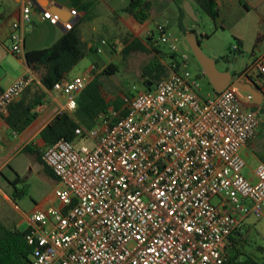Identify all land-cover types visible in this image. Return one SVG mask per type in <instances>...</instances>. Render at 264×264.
<instances>
[{"label":"built area","instance_id":"2783aa9c","mask_svg":"<svg viewBox=\"0 0 264 264\" xmlns=\"http://www.w3.org/2000/svg\"><path fill=\"white\" fill-rule=\"evenodd\" d=\"M35 5L21 0L22 22ZM69 15L41 9L42 19L65 30L74 26L76 10ZM20 20L11 23L9 39L11 52L21 56ZM156 30L176 54L165 26ZM188 61L186 52L171 58L167 75L125 99L127 113L117 121L99 114L89 129L76 128L77 136L85 133L83 142L60 138L42 150L59 206L25 216L31 264H230L223 254L228 237L249 216L264 215V162L252 181L240 153L260 119L235 77L202 96L200 71L188 70ZM251 70L264 74V51L245 73ZM35 80L29 72L2 89L0 114ZM87 81L76 75L54 83L65 96L63 110H75Z\"/></svg>","mask_w":264,"mask_h":264},{"label":"rangeland","instance_id":"374dc122","mask_svg":"<svg viewBox=\"0 0 264 264\" xmlns=\"http://www.w3.org/2000/svg\"><path fill=\"white\" fill-rule=\"evenodd\" d=\"M68 5H77L78 0H66ZM114 1V0H112ZM120 2L121 0H117ZM152 3V20L147 24V29L152 31L153 36L159 39L156 30L157 24L163 25L170 38L174 39L176 54L186 52L189 56L187 69L192 73L199 71V64L193 56L186 41L184 29H198L203 36L200 46L207 55L217 56V67L225 70L232 66L231 72L237 75L248 69L253 59L260 52L264 51V0H231L219 4V16L211 18L202 11H196L197 20L184 13L180 16V8L189 0H150ZM193 1V0H192ZM194 2L195 8L197 5ZM21 0H0V22L6 20L12 10L19 7ZM241 40L240 52L233 49L237 46V40ZM163 60L169 62L168 53L170 42L157 40ZM122 43L106 42L101 45V51H88L69 72L70 75H79L88 80L95 73L99 72L108 63L116 66L117 72L101 76L102 92L107 100L115 96L128 99L136 91L145 90L141 74L142 65L152 57L154 52L131 51L123 54ZM126 48V47H125ZM124 48V49H125ZM228 55L232 63L224 62L221 56ZM94 65V66H93ZM255 76V70L251 71ZM255 78V77H254ZM199 93L206 97L212 92L211 85L205 75L198 76ZM264 114L259 113V116ZM257 140L263 147L260 149V157L264 161V125L258 128ZM80 140L77 143H81ZM38 152L42 153L45 148L42 145L34 144ZM243 168V174L247 175L248 165L252 164L251 159ZM54 177L47 174L39 163L36 154L29 151H22L16 154L10 161L9 166L3 170L0 176V220L5 225L14 223L19 229H24L27 224L23 220L24 214L33 212L35 209L45 210L50 206H58L59 201L55 198L53 191L57 186ZM9 195L10 199L19 207L14 209L10 201L3 197V193ZM216 198L213 199L216 202ZM247 221V220H246ZM244 241L241 252L257 260L264 258V215L260 218L248 217L243 229ZM240 250V246H237Z\"/></svg>","mask_w":264,"mask_h":264},{"label":"trees","instance_id":"16d2710c","mask_svg":"<svg viewBox=\"0 0 264 264\" xmlns=\"http://www.w3.org/2000/svg\"><path fill=\"white\" fill-rule=\"evenodd\" d=\"M193 1L197 5L195 10H200L213 19L219 16L217 0ZM151 7L150 0H129L124 11L130 14L137 23L146 25L152 20ZM184 13L183 8H180V16H183ZM180 28L184 33L194 31L193 28L190 30L184 29L181 23ZM203 36L208 37V35H201V37ZM240 45L241 40L239 39L235 49L238 52H240ZM88 51L96 50L92 47L87 48L86 44L80 40L78 26L74 24L71 29L67 30L50 46L24 52V60L36 80L23 91L18 100L10 103L5 113L2 114V118L11 132H22L35 119L37 115L36 106L43 103L48 92L53 90L54 83L68 77V73L86 56ZM131 51L154 52L152 57L141 67V74L145 77L143 80L145 89L151 88L156 81L168 74V62L166 64L161 62V58H163L160 55L161 50L158 46H154L150 39L146 44L133 39L123 50V54L127 55ZM168 55L169 59L176 56L174 52H169ZM220 59L227 63L233 62L228 55L221 56ZM246 70L241 73L246 72ZM199 71V75H204L200 67ZM116 72V66L108 63L101 71L95 73L77 94L74 111L61 110L55 114L39 131V136L45 147L60 138L75 141L84 140L85 133L77 136L75 129L81 128L83 131L89 129L95 125L96 117L99 114H105L111 122H115L127 113L125 99L115 96L107 100L102 92L101 76L104 74L112 75ZM232 75H235V73L232 72ZM250 108L258 116L259 113L264 114V99L261 103H252ZM22 151L35 153L43 170L56 179L51 169L42 161L41 153L38 152L37 147L29 143L22 148ZM26 231L27 227L19 230L15 227H8L0 221V264H31L32 248L25 241ZM243 241L244 234L239 229L228 237L223 251L226 262L230 264H264V258L257 260L241 252ZM238 245L240 250L237 247Z\"/></svg>","mask_w":264,"mask_h":264},{"label":"crops","instance_id":"0c3cea01","mask_svg":"<svg viewBox=\"0 0 264 264\" xmlns=\"http://www.w3.org/2000/svg\"><path fill=\"white\" fill-rule=\"evenodd\" d=\"M128 1L129 0H121L120 2L117 0H78L76 6H69L66 0H36V5L32 10L29 22H22L20 20V6L12 10L9 17L0 22L1 89L6 88L18 77L30 72L24 60V54L21 56L15 55L10 50L9 33L11 31V23L14 20H20V33L23 38L21 47L23 52L30 49L48 47L67 31L61 24L52 25L47 20L42 19V8H49L52 11H56L60 14L62 19H68L70 17L69 10L75 9L77 12L75 24L78 26L80 40L86 44L87 48L92 47L95 49L97 45L101 48L99 43L100 40H105V43L124 42V44L122 43V46H124L122 50H124L133 39H137L143 44H146L150 39L154 46H157V40L168 42L160 38L156 39L153 36L152 31L147 29V24L141 25L137 23L132 19L130 14L124 11ZM227 1L231 0H217V6ZM189 2L195 9L194 2L192 0H189ZM202 38L203 37H201V40ZM161 62L166 64L163 58H161ZM251 71L248 73H238L235 76L239 80L243 79L246 81V74H248L256 81L260 87V92L262 93V99L259 102L261 103L264 99V74L255 71V76H253ZM73 76L74 75L68 73L69 78ZM91 78H89L88 81ZM212 93L213 91L207 95ZM64 105L65 96L62 93L55 90L49 91L44 98L43 103L36 106L35 111L37 112V115L35 119L22 132L16 133L15 135L10 131L2 118V114L5 112L0 114V176L3 175V170L9 166L13 157L22 152V148L26 144L32 143L34 145L37 143L38 145L44 146V143L39 136V131L55 116L56 113L63 110ZM259 119L260 122L257 126L255 137L240 150L246 165L248 164V160L251 159L252 161V164L248 165L247 175H245L252 181L255 180V166L258 162H264L259 155L263 144H260L257 140L258 128L264 125V115L259 116ZM2 193L3 197L10 201L14 209L20 210L10 199L8 194L5 192ZM25 216L26 214H24L23 220L26 222ZM246 220L248 223V218ZM6 226L19 229L14 223Z\"/></svg>","mask_w":264,"mask_h":264},{"label":"water","instance_id":"95a60500","mask_svg":"<svg viewBox=\"0 0 264 264\" xmlns=\"http://www.w3.org/2000/svg\"><path fill=\"white\" fill-rule=\"evenodd\" d=\"M183 10L185 13L191 16L194 21L197 20L196 11L189 1L184 3ZM52 12L57 14L62 19L60 14H58L56 11L53 10ZM185 37L193 56L201 68L202 73L210 83L213 93L215 94L222 91L234 78L231 72L232 66L230 65V67L225 70L218 69L216 62L217 56H209L202 50L199 41L201 39V34L197 28L194 29V31L187 32ZM235 85L239 89L251 93L255 103H259L261 101L262 93L259 90L258 84L248 74H246L245 82L238 80L235 82Z\"/></svg>","mask_w":264,"mask_h":264},{"label":"flooded vegetation","instance_id":"af4514ba","mask_svg":"<svg viewBox=\"0 0 264 264\" xmlns=\"http://www.w3.org/2000/svg\"><path fill=\"white\" fill-rule=\"evenodd\" d=\"M200 42H201V39H200ZM217 62V61H216ZM235 78H236V76L235 75H233ZM242 82H245L243 79H240ZM259 87V86H258ZM259 90H260V87H259Z\"/></svg>","mask_w":264,"mask_h":264}]
</instances>
